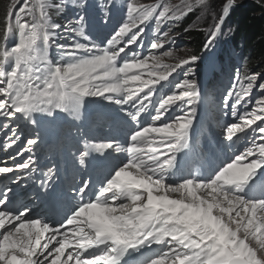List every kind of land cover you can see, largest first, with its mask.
<instances>
[{"label":"snow or ice","instance_id":"obj_1","mask_svg":"<svg viewBox=\"0 0 264 264\" xmlns=\"http://www.w3.org/2000/svg\"><path fill=\"white\" fill-rule=\"evenodd\" d=\"M236 6L225 0L216 17L211 0H105V21L120 19L101 39L89 0H11L0 30V264H264V82L235 73L205 150L194 135L207 131L202 55L166 62L174 41L161 32L207 10V52ZM86 107L99 125L59 124ZM53 130L74 141L77 170L96 166L94 180L72 176L67 196L53 195L59 165L37 157Z\"/></svg>","mask_w":264,"mask_h":264},{"label":"trees","instance_id":"obj_2","mask_svg":"<svg viewBox=\"0 0 264 264\" xmlns=\"http://www.w3.org/2000/svg\"><path fill=\"white\" fill-rule=\"evenodd\" d=\"M148 2L150 0H142ZM157 1V0H153ZM239 1V0H238ZM11 0H0V30L3 28L5 13ZM235 7L224 22V33L228 34L227 50L234 49L242 59L246 70L264 73V6L256 1ZM196 10L189 13L176 26L179 35L183 36L193 53L201 54L208 33L201 27L193 25L197 20ZM196 25H198L196 23ZM201 61L197 64L200 65ZM264 75V74H263Z\"/></svg>","mask_w":264,"mask_h":264},{"label":"rangeland","instance_id":"obj_3","mask_svg":"<svg viewBox=\"0 0 264 264\" xmlns=\"http://www.w3.org/2000/svg\"><path fill=\"white\" fill-rule=\"evenodd\" d=\"M242 5H247V3L252 2V1H256L258 3H260V5L264 6V0H239ZM239 1L236 0V2L239 4ZM117 2L119 3V0H117ZM142 3H147V4H151V3H156L157 1H153L150 0L148 2H144L141 0ZM167 2L169 4L172 5H180L182 0H167ZM225 0H211V4L214 10V15L216 17L220 16V11H221V7L224 4ZM89 3L92 5V7L89 8L88 13L86 15V20H87V24L89 27V30L91 31V33L96 36V37H100L101 39L104 38L105 36H107L112 29L115 27L117 21L120 19V13L117 12L115 13L114 17L112 20L106 22L105 21V17L103 14V10H102V3H98L95 2L94 0H89ZM1 5V4H0ZM197 13H198V17L197 20H195V24L193 25L194 27L199 26L201 27L202 30H204L205 32L208 33L207 29H209L212 24L214 23V21L210 18L209 13L207 10H200L199 8L196 9ZM228 15V14H227ZM226 15V17H227ZM58 19V18H57ZM59 20V19H58ZM225 21V20H224ZM196 23L198 25H196ZM177 22L176 23H172L170 30H169V26L165 25L162 29L161 32L168 30L169 31V35H168V39L174 41V47L171 49L173 51V57L172 58H165V61L168 63H174L175 62V58L177 57H185L187 55H190L192 52L191 47L189 46V44L186 42V40L184 39L183 36L179 35V31L177 30L176 26H177ZM154 25L152 26L153 30H154ZM223 27V26H222ZM152 32L148 33L149 38H151ZM219 39V38H218ZM218 39L215 42V46L211 49H209L207 52H203L201 55L202 57L207 55H211V58L217 48L218 45ZM14 41L10 40L9 44H12ZM145 44H148V39H145ZM167 47V45H166ZM195 67V66H194ZM259 79L257 81V83L263 82L262 76H258ZM219 102L217 103L218 106ZM113 111L116 112L115 110V106H112L111 108ZM205 107L204 106H200L199 108V112H198V117L199 120L201 121V123L204 125L205 129H209V125L207 124V121L205 118H203L202 114L204 113ZM214 114V118L219 117V115L217 114L218 112V108L214 109L213 111H211ZM118 113V112H117ZM122 115H124L122 113ZM211 122V121H210ZM219 123V122H218ZM217 123V125H218ZM194 134H198L200 137V141L204 140L207 141L211 140V141H215L216 138L219 136L217 135L216 137H213V135H209L208 138H206L204 131L202 129H195L194 130ZM210 145V144H209ZM209 145L207 147V149L209 148ZM206 149V150H207ZM227 155H229L231 153V150H227ZM196 166H198L199 162H194Z\"/></svg>","mask_w":264,"mask_h":264},{"label":"bare ground","instance_id":"obj_4","mask_svg":"<svg viewBox=\"0 0 264 264\" xmlns=\"http://www.w3.org/2000/svg\"><path fill=\"white\" fill-rule=\"evenodd\" d=\"M124 131H125V129H124V130H121V131H120V132H118L117 134H118V135H120V134H121V135L123 136V134H124ZM37 156H40V154H39V155L37 154ZM61 181H62V180H61ZM62 182H63V181H62Z\"/></svg>","mask_w":264,"mask_h":264}]
</instances>
